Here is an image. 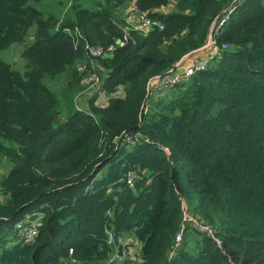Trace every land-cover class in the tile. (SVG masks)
Returning a JSON list of instances; mask_svg holds the SVG:
<instances>
[{
	"label": "trees",
	"instance_id": "1",
	"mask_svg": "<svg viewBox=\"0 0 264 264\" xmlns=\"http://www.w3.org/2000/svg\"><path fill=\"white\" fill-rule=\"evenodd\" d=\"M39 1L0 0V50L36 26L24 70L0 57V163L8 162L0 264H103L129 232L140 258L111 264H264V0H241L213 35L227 47L146 110L148 79L203 45L233 0H134L163 27L130 29L111 54L95 58L107 103L95 104V90L86 108L73 95L61 100L44 78L79 83L76 64L88 57L73 30L114 43L123 34L115 8L128 0H71L60 20ZM119 86L124 94L111 95ZM62 103L73 107L65 119ZM136 131L142 139L130 146L115 139ZM182 199L215 235L189 230L168 254ZM28 212L42 217L26 241L15 225Z\"/></svg>",
	"mask_w": 264,
	"mask_h": 264
},
{
	"label": "built area",
	"instance_id": "2",
	"mask_svg": "<svg viewBox=\"0 0 264 264\" xmlns=\"http://www.w3.org/2000/svg\"><path fill=\"white\" fill-rule=\"evenodd\" d=\"M241 2V0H233L228 6H226L220 15L216 16L212 22L211 30L209 37L206 41L207 43L212 44V50L208 54L201 56H193L190 58V61L184 65L181 64V58L178 59L172 66L167 68L165 71L152 75L146 86L145 98L146 102L144 103V109H147V101L153 92L156 90L161 91L162 89H169L177 83L187 79L194 72L204 69L211 57L218 53L222 48H226L227 44H223L221 48L216 45L213 35L218 32L221 24L228 18L229 13ZM127 16H125L126 24L122 25L123 34L121 37H117L115 42L108 43L106 45L101 43L90 42L82 36V33L79 29L75 28L73 30V43L76 47L81 45L84 53L88 57V61H81L76 65L77 71L82 75V81L85 82L87 87L94 88L95 84L101 81V75L93 68V64L90 62L93 61L96 57L106 56L111 54V52L116 47V44H123L128 38V32L130 29L146 33L153 27L162 28L163 23L160 19L149 15L147 10H136V11H127ZM71 31V30H69ZM205 44L201 45L204 46ZM154 89V90H153ZM99 93L95 98V104L104 106L107 101V93L104 90H98ZM156 91V92H159ZM111 95H123L124 91L121 86L117 88L114 92L110 93ZM119 140L120 143L126 144L128 146L140 141L142 139L141 133L136 132H123L119 137H115ZM137 176V171L130 169L127 172L126 181L130 186H133L134 178ZM7 193L0 188V202H5L7 198ZM181 206L183 210V215L180 221L179 228L174 236V241L172 244V249L168 252L171 254L174 249H176L182 240L184 234L189 230L199 231L207 236L215 235L214 226L207 221L202 216L193 213L188 210V205L184 199L181 200ZM42 213L39 212H28L17 221L15 229L20 238L29 241L33 239L36 235L39 225L41 224ZM125 237H120L117 246L111 251L109 256L104 260L103 264H111L113 262H118L125 258H140V242L138 240H127ZM217 243L220 244L221 240L215 237ZM109 242H114L112 238V233L109 231Z\"/></svg>",
	"mask_w": 264,
	"mask_h": 264
},
{
	"label": "rangeland",
	"instance_id": "3",
	"mask_svg": "<svg viewBox=\"0 0 264 264\" xmlns=\"http://www.w3.org/2000/svg\"><path fill=\"white\" fill-rule=\"evenodd\" d=\"M71 0H40L39 2L35 3V5L38 8L43 9L45 12H53L56 15H59V20L62 18V13L68 8L69 6V2ZM96 1L99 0H83L82 3L83 4H89V5H94L96 3ZM133 0H128L125 3L121 4L119 7L115 8L116 13L118 14V16L120 18H122V25L126 24L125 22V15H124V11L127 9V7L132 4ZM172 4L168 5V6H162L159 7L158 9H167L165 7H171ZM36 26L32 25L29 27L28 30V34L26 36V38L22 41H14L11 42L9 45L1 48L0 50V57L2 59H4L5 61L9 62L14 68L22 71L24 70L25 66H26V58L23 55V50L25 49V47L29 44V42L32 39V32L35 30ZM81 61L77 62L80 63ZM91 64H93V68L99 72L104 73L103 67L98 64L95 63V59H93L92 62H90ZM76 64V65H77ZM96 66V68H95ZM45 81L46 83L52 87L53 89L57 90L59 93V97L60 99L62 98L63 101H66V99L73 95V105L79 108H86L87 107V100L89 98V96L96 90L98 89L99 83L95 84L94 88L92 87H87V85H85V82H83L82 80H80L79 83L75 84L74 82L72 83H68V75L62 74V75H57L56 77L50 78L49 76H45ZM82 79V77H81ZM167 93V89H162L161 91H159V93ZM158 93H156L154 96H156ZM98 95V92H97ZM160 96V95H159ZM158 97V96H157ZM61 99V100H62ZM151 102V101H150ZM149 102V103H150ZM151 105L148 104L147 108H149ZM61 113H60V118L61 119H65L68 115V113L73 109L72 106H68L65 103L61 104ZM8 162L6 161V159H3L0 163V175H2L5 171V167L7 166ZM8 168V166H7ZM7 170V169H6ZM188 207V210H190V207ZM191 211V210H190ZM129 235L125 236L124 239L130 240V237L132 236L131 233H128ZM132 241V240H130ZM117 243H113V247L117 246ZM114 247V248H115ZM159 259L161 261L165 260L166 258V254L162 253L159 254Z\"/></svg>",
	"mask_w": 264,
	"mask_h": 264
},
{
	"label": "crops",
	"instance_id": "4",
	"mask_svg": "<svg viewBox=\"0 0 264 264\" xmlns=\"http://www.w3.org/2000/svg\"><path fill=\"white\" fill-rule=\"evenodd\" d=\"M171 4V3H170ZM170 4H168V5H170ZM168 5H166V6H168ZM119 7V6H118ZM172 7V6H171ZM171 7H165V8H167V9H171ZM166 9V10H167ZM129 10H131V11H136L137 10V8L135 7V3H134V0H133V2H132V4H130L128 7H127V9L124 11V15L125 16H127L126 15V13H127V11H129ZM159 10H165V9H159ZM126 18V17H125ZM205 45L204 46H200V47H198V48H196V49H193V50H191V51H189V52H187V53H185L182 57H181V64L182 65H184V64H186V63H188L189 61H190V58L191 57H193V56H201V55H204V54H208V53H210L211 52V50H212V44L209 42V43H207L206 44V42L204 43ZM99 89H96V91L99 93V91H98ZM154 90V89H153ZM156 91H159V90H156ZM153 92L152 94H151V96L148 98V101H147V106H148V104H150L149 102L150 101H152L153 99H155L157 96H159V95H163V93H159V92ZM156 93H158L156 96H154ZM165 94V93H164ZM107 97H108V94H107ZM106 101H107V98H106ZM7 166H8V164H7ZM7 166L5 167V171H6V169H7ZM4 171V172H5ZM8 196V195H7ZM127 235H129V234H127ZM126 235V236H127ZM131 237H130V240H136V237L134 236V234L133 233H131Z\"/></svg>",
	"mask_w": 264,
	"mask_h": 264
}]
</instances>
